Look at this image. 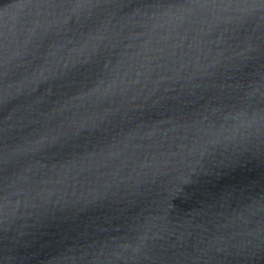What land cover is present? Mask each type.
<instances>
[{
    "label": "water",
    "instance_id": "95a60500",
    "mask_svg": "<svg viewBox=\"0 0 264 264\" xmlns=\"http://www.w3.org/2000/svg\"><path fill=\"white\" fill-rule=\"evenodd\" d=\"M0 264H264V0H0Z\"/></svg>",
    "mask_w": 264,
    "mask_h": 264
}]
</instances>
